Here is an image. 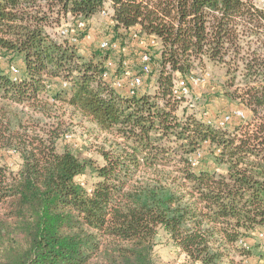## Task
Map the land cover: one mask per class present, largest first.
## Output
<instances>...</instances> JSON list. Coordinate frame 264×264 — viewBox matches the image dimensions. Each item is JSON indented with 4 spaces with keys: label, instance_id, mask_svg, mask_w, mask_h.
Returning a JSON list of instances; mask_svg holds the SVG:
<instances>
[{
    "label": "trees",
    "instance_id": "obj_1",
    "mask_svg": "<svg viewBox=\"0 0 264 264\" xmlns=\"http://www.w3.org/2000/svg\"><path fill=\"white\" fill-rule=\"evenodd\" d=\"M107 2L112 24L81 55ZM68 16L84 24L76 44L49 32ZM263 22L250 0H0V264H162L159 230L183 264H234L264 249V54L241 55L252 37L264 50ZM105 39L117 49H100ZM125 56L143 77L137 96L111 85L133 64ZM207 66L224 71L222 95L244 121L215 128L177 115L173 81ZM59 108L120 138L101 150L102 165L58 150L67 131L42 117ZM88 170L89 188L76 180ZM257 257L264 264V251Z\"/></svg>",
    "mask_w": 264,
    "mask_h": 264
},
{
    "label": "rangeland",
    "instance_id": "obj_2",
    "mask_svg": "<svg viewBox=\"0 0 264 264\" xmlns=\"http://www.w3.org/2000/svg\"><path fill=\"white\" fill-rule=\"evenodd\" d=\"M250 2L257 8L264 9V0H250ZM67 20H70V16L67 17ZM67 20L61 22L59 26L50 29L49 32L51 35L57 38V32ZM262 32L264 33L263 28ZM260 39L261 41L257 42L255 37H252L250 39V49H246V46H243L241 55H248L254 51H256L258 54H264V50H262L261 45L263 38L261 37ZM90 44V40L84 38V41H81L79 45L88 49ZM79 49L80 54L88 53V50H83L80 47ZM124 53L127 55V50ZM125 57L127 59L129 57V59L133 61V64L131 65L127 60L123 63L124 68L126 67V70L130 73H134L135 71L137 72V69L132 67L135 70L134 71L133 69L129 68L135 64V59H133L131 56ZM114 66L115 65L113 64V70L115 68ZM201 71L208 72L210 74L209 80L204 85L198 86L192 91L193 95L191 96V99L195 100L194 106L192 108H187L185 104H179L178 110L176 112L177 115L180 117H183L184 115H194L196 119L201 121H205L206 119L216 120L225 114L231 113L235 109H239L235 102L233 103L229 101L222 95L223 83L225 81L224 71L220 68L207 66L203 70L197 69L195 73L198 74ZM237 74H239V72ZM239 80L241 79H237L236 83L240 82ZM42 119L48 127H55L57 120H59L61 124L60 132L67 131V135L71 137L70 140H67L64 138V135H62L57 141L58 150L62 151L64 149H68L75 153H81L83 157L92 159L96 165L103 164V158L100 153L102 149H108V144L110 142H120V138L116 137V135L99 132L90 122L82 119L76 114H72L70 110H67L66 108H59L56 112H52L51 117L44 115ZM5 158L9 169L16 170L18 168L20 160L17 156L7 154ZM93 176V173L88 170L83 176L77 177L76 180L78 182H83L85 184L84 186L89 188L95 182ZM242 246L245 247L246 245L242 244ZM260 251H264L263 247L253 249L252 252L254 256L248 258L234 255V264H262L259 263L257 259ZM154 254L157 259L162 262V264H183L184 262V256L181 254L180 250L176 248L169 236L163 230L158 231L157 237L155 239Z\"/></svg>",
    "mask_w": 264,
    "mask_h": 264
},
{
    "label": "built area",
    "instance_id": "obj_3",
    "mask_svg": "<svg viewBox=\"0 0 264 264\" xmlns=\"http://www.w3.org/2000/svg\"><path fill=\"white\" fill-rule=\"evenodd\" d=\"M111 13V6L110 2H107L104 4V7L99 12V14L103 18H108ZM69 17V16H68ZM112 24V21H111ZM84 28L83 22H81L79 19L70 17V20L66 21L65 24H63L59 31L57 32V39H67L71 43L76 44L78 41L76 39L77 30H82ZM86 39H91L92 34L88 33L85 36ZM135 39L139 40L140 45H144V42L139 39L137 35L134 36ZM99 48L100 49H107L110 46L114 49H117V46L115 44L110 45V42L108 40H102L99 42ZM151 45H155L154 41H151ZM125 49H121V52H125ZM1 61V57H0ZM141 61L144 63L149 62V56L147 54H141ZM107 68L110 71L113 67V64L111 62L107 63ZM145 76L149 74L151 67L149 65L144 66L143 68ZM11 78L12 82L17 83L20 80V70L16 66H12L11 69ZM210 74L208 72L201 71L200 73L196 74L195 72L191 73L188 76L185 77H178L173 81V86L171 89V96L174 100L178 101L180 104H185L187 108H192L194 106L195 100L191 99V96L193 95L192 91L194 88L198 86H202L209 80ZM104 78L108 79L110 78V73L106 72L104 74ZM112 87L117 90H126L129 96H137L139 93L140 87L143 85V77L135 75L133 73H130L129 71H125L121 77H115L112 79L111 83ZM65 86V84H64ZM232 119H236L239 121H244L246 119L245 113L241 109H235L229 114H225L222 117L216 119V120H210L206 119L204 123L208 126L215 127V128H222L226 126L228 123L232 121ZM65 138L67 140H70V136L66 135ZM201 152L197 151L190 159V163L192 167H196L199 164V161L201 159Z\"/></svg>",
    "mask_w": 264,
    "mask_h": 264
},
{
    "label": "crops",
    "instance_id": "obj_4",
    "mask_svg": "<svg viewBox=\"0 0 264 264\" xmlns=\"http://www.w3.org/2000/svg\"><path fill=\"white\" fill-rule=\"evenodd\" d=\"M111 13H112V8H111ZM110 13V14H111ZM98 21V22H97ZM90 24H92V29L90 30V33L95 34V29L99 28L101 26H105V25H111V21L108 18H103L99 13L97 15H95L91 20H90ZM88 40V39H87ZM90 42H92L93 38L89 39ZM84 41V40H83ZM144 46V45H141ZM81 49L86 50L87 48L85 47H81V45L79 46ZM80 50V49H79ZM80 52V51H79ZM81 55H86V53H81ZM144 92V91H143ZM142 93V92H140Z\"/></svg>",
    "mask_w": 264,
    "mask_h": 264
}]
</instances>
